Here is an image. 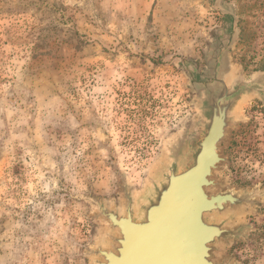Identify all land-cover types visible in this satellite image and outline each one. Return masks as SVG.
I'll use <instances>...</instances> for the list:
<instances>
[{
  "label": "rangeland",
  "instance_id": "obj_1",
  "mask_svg": "<svg viewBox=\"0 0 264 264\" xmlns=\"http://www.w3.org/2000/svg\"><path fill=\"white\" fill-rule=\"evenodd\" d=\"M236 15L234 65L264 73V0H0V264H90V197L141 194L199 126L192 89ZM225 146L229 185L264 189V97ZM227 253L264 264V197Z\"/></svg>",
  "mask_w": 264,
  "mask_h": 264
},
{
  "label": "water",
  "instance_id": "obj_2",
  "mask_svg": "<svg viewBox=\"0 0 264 264\" xmlns=\"http://www.w3.org/2000/svg\"><path fill=\"white\" fill-rule=\"evenodd\" d=\"M229 15L231 32L210 42L205 67L194 71V135L170 144L141 194L121 174L123 202L89 198L101 224L87 249L90 264H239L227 249L246 237L249 228L239 218L261 205L264 189L229 185L221 172L229 162L225 146L244 119L243 103L264 97V73L248 78L234 65L239 28Z\"/></svg>",
  "mask_w": 264,
  "mask_h": 264
},
{
  "label": "bare ground",
  "instance_id": "obj_3",
  "mask_svg": "<svg viewBox=\"0 0 264 264\" xmlns=\"http://www.w3.org/2000/svg\"><path fill=\"white\" fill-rule=\"evenodd\" d=\"M215 159H213V161H214Z\"/></svg>",
  "mask_w": 264,
  "mask_h": 264
}]
</instances>
